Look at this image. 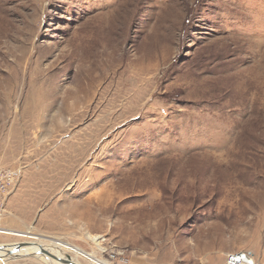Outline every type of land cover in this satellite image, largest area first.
<instances>
[{"label": "rangeland", "instance_id": "obj_1", "mask_svg": "<svg viewBox=\"0 0 264 264\" xmlns=\"http://www.w3.org/2000/svg\"><path fill=\"white\" fill-rule=\"evenodd\" d=\"M0 169L42 245L264 264V0H0Z\"/></svg>", "mask_w": 264, "mask_h": 264}, {"label": "bare ground", "instance_id": "obj_2", "mask_svg": "<svg viewBox=\"0 0 264 264\" xmlns=\"http://www.w3.org/2000/svg\"><path fill=\"white\" fill-rule=\"evenodd\" d=\"M136 69V68H135ZM139 71V70H138ZM124 89V88H123ZM122 91V90H121ZM0 233H6V234H11L12 235H16L18 237H26L28 239H31V240H35V241H38V242H25V243H30V244H35L37 246H31V247H26V248H23L21 250L22 253L24 252H32V251H40L41 249H45L44 247H46L47 250H50L52 253L54 252L56 255H59L61 257H65L66 254L68 252L70 253H73L74 256L72 258V260L74 261H78V258L79 256H82L86 259H89L92 261V263H95V264H112L108 261H105L103 259H100L98 258L96 255L92 254V253H87L85 252L84 250L80 249V248H77L75 246H72L70 244H66L65 242H62V241H56V242H52V246L53 248H51L52 246L48 245V244H44L42 245V241L40 238H35V237H31L29 236L30 234L29 233H18V232H14L12 230L10 231H6L2 228H0ZM49 239V238H48ZM56 239V238H55ZM54 239V240H55ZM89 239L95 244L97 245V247H100V244L101 242L99 241L101 239V237H98V236H89ZM51 240V239H49ZM50 242V241H49ZM47 243V242H46ZM10 245V244H9ZM41 246V248H40ZM44 246V247H43ZM54 248H57L58 251H55ZM3 255V254H2ZM12 258H15V257H12ZM45 259V258H44ZM5 260H8V259H5ZM49 262V261H48ZM55 263V262H54ZM49 264V263H48Z\"/></svg>", "mask_w": 264, "mask_h": 264}, {"label": "built area", "instance_id": "obj_3", "mask_svg": "<svg viewBox=\"0 0 264 264\" xmlns=\"http://www.w3.org/2000/svg\"><path fill=\"white\" fill-rule=\"evenodd\" d=\"M18 177L17 170L0 169V217L5 214V201L15 190ZM225 264H256V260L252 253L239 251L227 254Z\"/></svg>", "mask_w": 264, "mask_h": 264}, {"label": "water", "instance_id": "obj_4", "mask_svg": "<svg viewBox=\"0 0 264 264\" xmlns=\"http://www.w3.org/2000/svg\"><path fill=\"white\" fill-rule=\"evenodd\" d=\"M31 246H37V245L30 244V243H17V244H13V245H0V260H4V258L8 259L11 257H16L17 259H22L24 257H30V256H37V257L42 256L47 261L56 262L57 264H81V263H78L77 261L72 260L71 255L66 254L65 257H61L59 255H56V254L50 252L44 246L43 247L45 249H41L40 251L20 253L23 248L31 247ZM40 248H41V246H40Z\"/></svg>", "mask_w": 264, "mask_h": 264}, {"label": "crops", "instance_id": "obj_5", "mask_svg": "<svg viewBox=\"0 0 264 264\" xmlns=\"http://www.w3.org/2000/svg\"><path fill=\"white\" fill-rule=\"evenodd\" d=\"M6 231H9V230H6ZM206 246H207V245H206ZM206 246H205V247H206ZM203 249H204V248H203Z\"/></svg>", "mask_w": 264, "mask_h": 264}]
</instances>
